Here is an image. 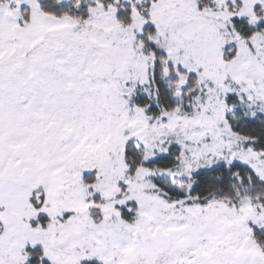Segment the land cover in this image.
I'll return each instance as SVG.
<instances>
[{"label":"snow or ice","instance_id":"snow-or-ice-1","mask_svg":"<svg viewBox=\"0 0 264 264\" xmlns=\"http://www.w3.org/2000/svg\"><path fill=\"white\" fill-rule=\"evenodd\" d=\"M0 264H264V0H0Z\"/></svg>","mask_w":264,"mask_h":264}]
</instances>
